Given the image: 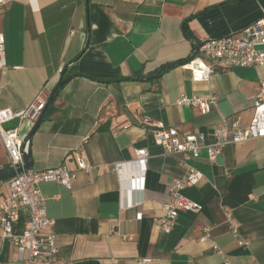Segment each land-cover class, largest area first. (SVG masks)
Returning <instances> with one entry per match:
<instances>
[{"label":"crops","instance_id":"0c3cea01","mask_svg":"<svg viewBox=\"0 0 264 264\" xmlns=\"http://www.w3.org/2000/svg\"><path fill=\"white\" fill-rule=\"evenodd\" d=\"M263 16L264 0H6L0 5L6 42L0 110L22 111L39 95L48 102L64 82L30 142L32 170L66 166L76 174L72 189L40 184L47 216L55 221L54 264H138L143 258L150 264H264V138L227 145L216 163L206 150L193 160L204 177L183 194L203 209L180 212L165 233L154 219L163 215L170 183L186 169L157 143L155 128L144 124L150 118L164 128L203 135L206 145L214 144L223 118L249 126L264 66H217L208 82H195L180 63L204 41L237 35ZM182 92L216 95V105L206 113L180 107L176 100ZM37 121L15 119L4 127L18 128L24 140ZM139 149L150 155L142 190L139 182L122 183L112 172L116 164L125 165V176L137 171L129 162ZM79 158L91 169H82ZM9 170L0 139V174ZM12 178L0 180V206ZM224 208L233 211L248 248L238 245ZM205 228L211 237L201 242ZM0 264H24L10 240L1 238Z\"/></svg>","mask_w":264,"mask_h":264},{"label":"built area","instance_id":"2783aa9c","mask_svg":"<svg viewBox=\"0 0 264 264\" xmlns=\"http://www.w3.org/2000/svg\"><path fill=\"white\" fill-rule=\"evenodd\" d=\"M6 0H0V5ZM6 42L0 33V70L6 66ZM217 66L230 68H246L251 66H264V16L252 25L245 28L237 35L223 38H211L199 45L197 53L184 67L191 72L195 82H208ZM217 96L208 97L188 95L182 92L176 104L180 107H191L206 113L216 105ZM47 104V98L39 95L33 103L22 111H14L11 108L0 110V139L8 155L11 170L17 171L24 167V152L18 128L6 129L5 124L19 119L36 122L42 116ZM253 117L249 126H242L235 117L223 118L214 132L215 142L206 145L204 136L190 132L180 133L175 128H164L150 118L144 119V124L155 128L154 136L157 143L162 146L165 153L174 156L181 167L186 169L182 178L173 179L168 187L169 200L163 204V215L156 217L154 222L165 233H170L175 226L180 212L199 213L203 206L189 199L183 194L184 188L197 186L203 180V173L195 168L193 160L198 159L206 150L208 160L216 163L229 144H241L253 139L264 138V82L261 83L260 93L256 96L253 106ZM147 149L136 151V159L129 164L136 165L137 171L125 176L124 164H116L112 172L118 175L120 181L139 182L142 190L149 161ZM79 166L84 170L91 167L82 158L78 159ZM76 174L66 166L49 168L46 170H23L17 173L10 183V194L6 203L1 205L0 226L2 240H10L18 258L24 264H54L57 260L58 247L54 232L55 221L47 216L44 197L40 190L41 183L54 182L72 189ZM226 223L229 224L231 233L236 238L239 246L248 248L250 242L241 237L235 224L233 211L228 208L223 210ZM142 214L138 215V219ZM22 222V226H20ZM211 229L205 228L200 238L201 242L209 240ZM215 252L222 254L218 246H214ZM151 259L143 258L138 264H150ZM224 264H231L225 261Z\"/></svg>","mask_w":264,"mask_h":264},{"label":"water","instance_id":"95a60500","mask_svg":"<svg viewBox=\"0 0 264 264\" xmlns=\"http://www.w3.org/2000/svg\"><path fill=\"white\" fill-rule=\"evenodd\" d=\"M63 84V80H61L57 86L54 88L51 97L49 99V101L46 104V108L45 111L43 112L42 116L39 118V120L37 121L36 125L34 126L32 132L24 139L23 142V146L27 147V152H24V167L23 168H19L17 171L14 170H9L7 172L1 173L0 174V180L5 179V178H10V177H14L17 173L22 172L23 170L29 171L32 170L33 168V161L31 158V150H30V142H31V138L33 133L37 130V128L40 125V122L43 118V115L45 114L46 110L49 108V105L51 104L54 95L56 94V92L59 90V88L61 87V85Z\"/></svg>","mask_w":264,"mask_h":264},{"label":"trees","instance_id":"16d2710c","mask_svg":"<svg viewBox=\"0 0 264 264\" xmlns=\"http://www.w3.org/2000/svg\"><path fill=\"white\" fill-rule=\"evenodd\" d=\"M191 58H192V56L188 59V60H185V61H183V62H181L180 64H182V65H185L187 62H189L190 60H191ZM172 66H168L167 68H165V69H163L161 72H159L158 74H157V77H159V76H161L162 75V73H164V71H167L169 68H171ZM137 79H140V78H137ZM66 80V79H65ZM64 83V82H63Z\"/></svg>","mask_w":264,"mask_h":264}]
</instances>
